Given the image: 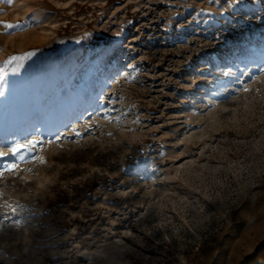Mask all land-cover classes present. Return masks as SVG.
Returning a JSON list of instances; mask_svg holds the SVG:
<instances>
[{
  "label": "rangeland",
  "instance_id": "rangeland-1",
  "mask_svg": "<svg viewBox=\"0 0 264 264\" xmlns=\"http://www.w3.org/2000/svg\"><path fill=\"white\" fill-rule=\"evenodd\" d=\"M0 9V264H264V0Z\"/></svg>",
  "mask_w": 264,
  "mask_h": 264
},
{
  "label": "snow or ice",
  "instance_id": "snow-or-ice-1",
  "mask_svg": "<svg viewBox=\"0 0 264 264\" xmlns=\"http://www.w3.org/2000/svg\"><path fill=\"white\" fill-rule=\"evenodd\" d=\"M5 3L11 5L13 3V0H4ZM240 0H228L229 6H232V3H239ZM3 9H0V14H2ZM0 25L3 26V28L5 30H10V29H19L24 27V25L22 24H13L10 22H4V21H0ZM36 53L35 52H30L27 54V56H16L13 55L10 58H8V60H6L4 63L5 65L7 64H12L14 61H21L24 59H28L31 58L32 56H34ZM13 73H15L17 71L16 68L12 69ZM262 71H264V69H262ZM0 72H3V68H0ZM247 74V73H245ZM248 89H245V91H247ZM3 93H0V96H2ZM101 100H103V97H101ZM105 111H111L109 110H105ZM91 116V113H89V117ZM117 119H119V117H117ZM92 125L86 123L85 124V131H89L91 129ZM37 132H39V129H36ZM74 135V136H80L81 132L78 130L77 127H71L70 131L68 133H60L57 132L55 134L54 140H47V143H54L56 140H60L63 138L64 135ZM45 142L44 139L39 138V137H32V138H27L25 139L23 142L20 141H16L14 143H11L8 146V150L7 152L0 150V179H2L5 174L7 173H11L17 170L18 165L15 162L10 161L9 159H7L8 157L18 159L20 161H24L25 160V156L20 154L24 151L28 152V153H32L36 150L38 145H42ZM34 159H39L40 163H45L44 159L42 157H34ZM0 196H2V190H0ZM7 207L10 209V215L8 213H4L3 214V220H11L17 212V208H25L26 206L24 205H17L16 207H13L12 205H7ZM15 223H18L19 221L16 220L14 221Z\"/></svg>",
  "mask_w": 264,
  "mask_h": 264
}]
</instances>
